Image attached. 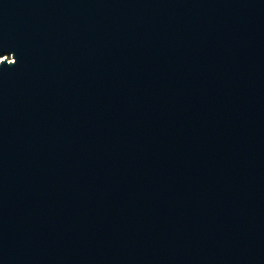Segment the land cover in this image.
<instances>
[{
    "label": "water",
    "instance_id": "water-1",
    "mask_svg": "<svg viewBox=\"0 0 264 264\" xmlns=\"http://www.w3.org/2000/svg\"><path fill=\"white\" fill-rule=\"evenodd\" d=\"M0 264H264V0H0Z\"/></svg>",
    "mask_w": 264,
    "mask_h": 264
}]
</instances>
